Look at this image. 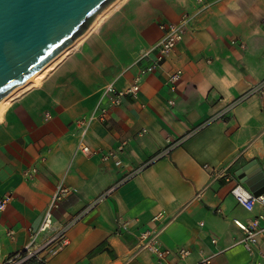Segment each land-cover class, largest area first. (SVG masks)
I'll return each instance as SVG.
<instances>
[{"label": "crops", "instance_id": "crops-1", "mask_svg": "<svg viewBox=\"0 0 264 264\" xmlns=\"http://www.w3.org/2000/svg\"><path fill=\"white\" fill-rule=\"evenodd\" d=\"M204 1L209 6L161 66L140 79L136 96H125L83 137L76 120L94 109L101 88L132 85L155 54L136 62L160 37L158 24L194 12L198 0H119L38 82L5 100L0 199H10L0 211V264L27 245L58 183L76 190L53 208L51 228L37 238L41 244L69 225L67 244L46 255L47 264H194L204 257L212 264H264V246L246 250L234 223L264 216V203L247 211L230 194L242 183L238 175L254 179L257 167L264 170V93L231 105L264 80V0ZM177 68L182 76L171 91L166 73ZM121 141V163L102 160L100 153ZM80 142L97 152L82 153ZM159 227L162 245L187 249L184 258L159 261L148 250L135 252L138 233Z\"/></svg>", "mask_w": 264, "mask_h": 264}, {"label": "built area", "instance_id": "built-area-1", "mask_svg": "<svg viewBox=\"0 0 264 264\" xmlns=\"http://www.w3.org/2000/svg\"><path fill=\"white\" fill-rule=\"evenodd\" d=\"M199 5L196 10L192 13H185L177 22H165L162 21L158 24L160 29V37L149 49L143 50L138 55L136 62H140L142 59L150 58V53L154 52L151 62L140 69L139 73L135 76L134 82L132 85L125 89L116 88L113 83H108L104 85L100 90L99 99L92 111L89 114L83 115L76 120L77 126L80 128V134L83 137L89 126L94 121H104L106 119V114L108 110L113 106H119L122 102V99L125 96L134 98L139 90V81L140 79L148 72H152L158 67L161 66L164 58L174 49L176 44L182 39L186 29L190 26L191 21L194 16L202 11L203 9L209 6L208 2L204 0H198ZM232 43H237L240 46H244L242 42L232 41ZM182 76V70L177 68L166 73V84L168 85L171 91L176 90L177 84ZM253 93H264V80H262L257 86L252 88L242 97L238 98L231 105L237 103L242 98L253 94ZM103 101L106 102V105H103ZM170 104H173V100L168 101ZM230 105V106H231ZM126 147V141H121L115 148L108 150L106 152L100 153L101 158L104 161L109 159H114L115 163H121V154L124 152ZM78 149L84 154H93L97 151L91 149L89 145L85 142H80ZM36 169H31L30 172H35ZM136 171H132L131 174ZM75 188L64 185L63 183H58L52 193L49 204L44 212L41 223L36 229H30V239L24 249L15 255L9 257L5 263L7 264H20L27 259H37L45 264H47L46 255H55L67 244L66 230L69 225L64 226L54 232L49 238L43 241L41 244H37V238L43 232L49 230L52 226V217H53V208L57 207L59 202L69 193L75 191ZM230 194L236 200V202L241 205L245 210L252 211L254 205L257 201L264 203V194L255 196L254 193L244 184L237 182L230 189ZM10 196L4 195L0 199V211L4 209L6 203L9 201ZM101 197L90 202L81 212L77 215L70 224L76 221L79 217L85 214L90 210ZM163 211L156 213L153 217V221H158L162 216ZM261 219H264V216L258 215L253 217L247 222H242L239 219H234V223L242 230L243 238L241 239V244L246 250H250L252 247L261 244L264 246V237H262V232H264V227L261 226ZM120 229H127L125 223H120ZM162 227L145 229L140 231L137 235V243L135 245V252L141 250H148L159 261H164L168 259L172 254H175L179 259L184 258L189 251L183 247L176 248L171 250L167 247H164L160 241V233ZM214 241V240H213ZM46 250L45 255H41L42 251ZM171 264H178L177 261L171 262ZM194 264H212L210 257H204Z\"/></svg>", "mask_w": 264, "mask_h": 264}, {"label": "water", "instance_id": "water-1", "mask_svg": "<svg viewBox=\"0 0 264 264\" xmlns=\"http://www.w3.org/2000/svg\"><path fill=\"white\" fill-rule=\"evenodd\" d=\"M111 1L0 0V100L78 38ZM242 176L255 196L264 194V170L257 167L254 179Z\"/></svg>", "mask_w": 264, "mask_h": 264}, {"label": "rangeland", "instance_id": "rangeland-1", "mask_svg": "<svg viewBox=\"0 0 264 264\" xmlns=\"http://www.w3.org/2000/svg\"><path fill=\"white\" fill-rule=\"evenodd\" d=\"M119 0H112L108 5H106L103 9H101L100 11H98V13L95 15V17H94V19H93V21H92V23H95V22H97L102 16H103V14L111 7V6H113L116 2H118ZM78 39V38H77ZM77 39H75V41L77 40ZM74 41V42H75ZM73 42V43H74ZM68 47V46H67ZM66 47V48H67ZM66 48H64L61 52V54L59 55V56H61L64 52H65V50H66ZM59 56H57V58L59 57ZM56 57H54V59L49 63V64H47V66L48 67H50V65H52V63L57 59ZM46 66V68H45V70L43 71V72H45L46 71V69L48 68ZM29 82H33L32 80H30V78H28L23 84H21V85H19V86H17L16 88H14L12 91H10L7 95H5L1 100H3V101H5V100H9L13 95H15L17 92H19V91H21L23 88H25L26 86H27V84H29ZM34 83V82H33Z\"/></svg>", "mask_w": 264, "mask_h": 264}, {"label": "bare ground", "instance_id": "bare-ground-1", "mask_svg": "<svg viewBox=\"0 0 264 264\" xmlns=\"http://www.w3.org/2000/svg\"><path fill=\"white\" fill-rule=\"evenodd\" d=\"M74 41H75V40H74ZM74 41H73V42H74ZM73 42H72V43H73ZM61 51H62V50H61ZM61 51H60L56 56H54V57L57 58V56H59V55L62 53ZM54 57H53L50 61H48L45 65H43L38 71H36L35 73H33V74L29 77L30 80H32L34 83H35V82H38L39 79L41 78L42 74L44 73L43 71L45 70L47 64H49V63L54 59ZM50 64H51V63H50ZM47 67H48V66H47ZM4 104H5V101L0 100V110H2Z\"/></svg>", "mask_w": 264, "mask_h": 264}, {"label": "trees", "instance_id": "trees-1", "mask_svg": "<svg viewBox=\"0 0 264 264\" xmlns=\"http://www.w3.org/2000/svg\"><path fill=\"white\" fill-rule=\"evenodd\" d=\"M198 127H201V125H199ZM98 248H107L104 246V243H101L100 245H98ZM7 264V263H4ZM20 264H45L37 259H27L26 261L20 263Z\"/></svg>", "mask_w": 264, "mask_h": 264}]
</instances>
